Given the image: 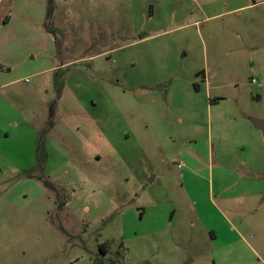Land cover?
Here are the masks:
<instances>
[{
    "label": "rangeland",
    "instance_id": "374dc122",
    "mask_svg": "<svg viewBox=\"0 0 264 264\" xmlns=\"http://www.w3.org/2000/svg\"><path fill=\"white\" fill-rule=\"evenodd\" d=\"M183 1L0 0V264H264V4Z\"/></svg>",
    "mask_w": 264,
    "mask_h": 264
},
{
    "label": "crops",
    "instance_id": "0c3cea01",
    "mask_svg": "<svg viewBox=\"0 0 264 264\" xmlns=\"http://www.w3.org/2000/svg\"><path fill=\"white\" fill-rule=\"evenodd\" d=\"M182 2H184V1L182 0ZM189 3L194 4V6H195L197 11L200 10V12L204 13L205 10L202 7L200 8V6L196 2V0H185V3L182 4V5L178 4L177 2H175V5L172 6V7H171V4L169 5L170 6L169 8L172 10V13H173V14H171L172 16H170V17L172 19H175L174 21L182 23V20H184V17L182 16L181 11L183 9V6L184 5L187 6ZM258 3L264 4V0H262V1L258 2ZM242 8H245V7L234 8V9L228 11V12L237 11V10L242 9ZM176 9H177V11H175ZM186 10H187V12H186L185 20L187 21V23L182 25V26H180V27H192L194 25H197L199 23V21H193L192 20V18L196 17L197 14H192V12L190 11L189 8H186ZM206 19H208V18H206ZM6 23H8V21ZM168 31H172V29L168 30ZM165 32H167V31H165ZM11 63H12L11 62V58L10 59L6 58V59H4L2 61V64H0V89H3L5 87H7V86H8V89H9V91H3L0 97H1V101L3 103H5L6 105H8L12 109L13 112H15V106H14L13 102L15 101L17 96L15 94V91L12 89V87L15 84L19 83L22 80V78H20V79H12L13 78L12 77V74H13L12 72L13 71H12V68H11ZM47 69H44L42 71H46ZM34 74H38V72H36ZM248 133H249V131H248ZM0 137H1L0 139L6 138L7 137V133L6 134L0 133ZM38 141H39V137L35 138V137L32 136L31 139H30V142H29V144L32 143L31 148L32 147L35 148V151H34L35 152V156H34L35 165L33 166V169L36 168V148L39 147V144H38L39 142ZM261 141H262V139H261ZM45 164H47V162Z\"/></svg>",
    "mask_w": 264,
    "mask_h": 264
},
{
    "label": "water",
    "instance_id": "95a60500",
    "mask_svg": "<svg viewBox=\"0 0 264 264\" xmlns=\"http://www.w3.org/2000/svg\"><path fill=\"white\" fill-rule=\"evenodd\" d=\"M249 122L252 128L260 133L262 142L264 143V118L250 119Z\"/></svg>",
    "mask_w": 264,
    "mask_h": 264
},
{
    "label": "trees",
    "instance_id": "16d2710c",
    "mask_svg": "<svg viewBox=\"0 0 264 264\" xmlns=\"http://www.w3.org/2000/svg\"><path fill=\"white\" fill-rule=\"evenodd\" d=\"M8 21V18L5 19V23ZM45 162V155L40 154V147L36 148V168H43V163ZM102 253L106 254L104 246L102 247Z\"/></svg>",
    "mask_w": 264,
    "mask_h": 264
}]
</instances>
